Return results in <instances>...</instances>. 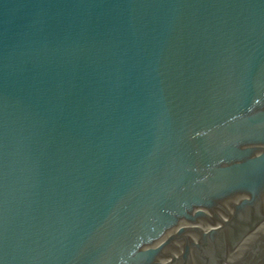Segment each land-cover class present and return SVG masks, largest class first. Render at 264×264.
I'll use <instances>...</instances> for the list:
<instances>
[{
    "label": "water",
    "instance_id": "95a60500",
    "mask_svg": "<svg viewBox=\"0 0 264 264\" xmlns=\"http://www.w3.org/2000/svg\"><path fill=\"white\" fill-rule=\"evenodd\" d=\"M0 264H264V0H0Z\"/></svg>",
    "mask_w": 264,
    "mask_h": 264
}]
</instances>
